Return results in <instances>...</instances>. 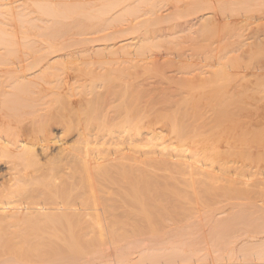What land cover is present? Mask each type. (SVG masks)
Listing matches in <instances>:
<instances>
[{
  "label": "bare ground",
  "instance_id": "bare-ground-1",
  "mask_svg": "<svg viewBox=\"0 0 264 264\" xmlns=\"http://www.w3.org/2000/svg\"><path fill=\"white\" fill-rule=\"evenodd\" d=\"M7 1L0 0L4 8L0 18L6 20L0 21V157L8 159L9 171L13 172L0 182V226L5 224L9 230V225L32 228L29 237L23 236L28 229H19L26 232L20 236L27 240L43 239V232L53 235L55 231L47 232L46 226L53 229L61 225V239H72L76 225L85 224L82 230L94 232L91 221L100 226L103 219L114 239L170 240L184 238L185 234L189 239L207 223L206 217L211 221L215 216L214 212L213 218L201 217L197 201L199 205L208 203L201 206L204 209L213 207L217 203L213 204L211 194L220 186L230 185L237 194L253 188L263 192L264 0H40L30 5V0L20 5ZM134 33L131 40L139 44L133 54L125 51L126 45L121 42L122 37ZM172 36L178 37H173L175 43L168 40L170 46L155 42ZM130 54L132 58H128ZM149 65L152 72L143 67ZM141 66L146 72L140 75L136 69ZM57 127L64 139L73 137L74 144L59 149V156L57 151L56 159L65 162L59 169L60 176L45 178L41 165L42 169L36 170L44 178L37 179L39 172L34 169L35 174L31 168L40 167L41 158L47 165L44 161L50 158L51 144L57 143L52 134ZM166 133L177 143L174 149L158 148L162 145L156 141ZM141 141L150 146L141 155L135 151L127 154L119 147ZM245 162L249 165L247 174L233 171L238 177H232L229 168L242 171L239 163ZM93 174H100V179L94 176L100 180L98 188L93 187ZM119 175L127 180L124 185L115 183ZM182 186L192 190L196 204L186 201V195L179 196L175 189H186ZM94 188L108 194L103 197L101 193L99 197L103 198L97 199ZM139 190L150 191L148 198ZM259 201L249 202L247 210L260 213L264 220V199ZM240 203L231 201L224 206L247 208L245 202ZM247 221L251 225L256 222L250 218ZM232 222L223 224L231 227ZM33 228L38 230L36 234ZM82 230L85 236L87 231ZM220 234L214 235L223 238ZM6 235L10 233L2 232L0 239L6 241ZM10 242L8 247L2 244L9 257L2 264L10 260L15 264H54L57 259L51 254L53 247L20 243L19 249H13ZM169 242L166 244L172 246ZM158 249L156 254L160 253ZM4 250L0 251L3 257ZM172 251L168 249L174 261L176 247ZM71 252L72 258L79 256ZM88 261L81 263L90 264Z\"/></svg>",
  "mask_w": 264,
  "mask_h": 264
},
{
  "label": "rangeland",
  "instance_id": "rangeland-1",
  "mask_svg": "<svg viewBox=\"0 0 264 264\" xmlns=\"http://www.w3.org/2000/svg\"><path fill=\"white\" fill-rule=\"evenodd\" d=\"M13 1H17L18 3L16 4V5H20V4H23L22 3V1L23 0H10V1H7V3H9V4H11V2H13ZM40 0H30V2H29V4H27V5H30V4H32V3H36V2H39ZM26 3V2H25ZM8 4V5H9ZM16 5H14V6H16ZM13 6V5H12ZM8 7L9 6H7V9H8ZM1 8V10L0 11H2L4 8H2V7H0ZM8 18V17H7ZM0 19H3L2 17L0 18ZM18 20V19H17ZM1 22L3 21V22H5L6 20L5 19H3V20H0ZM1 22H0V27H2L3 26V24H1ZM16 23L19 25V22H17L16 21ZM2 25V26H1ZM8 26H6V29L7 30H9L10 31V29L11 28H7ZM11 27V26H10ZM13 28V27H12ZM125 35V34H124ZM133 36H136V33H134L133 35H129V36H124V37H122V40H124V41H122L121 42V44H124V45H126L125 46V48H124V50L125 51H127V52H132L133 54L135 53V50H136V47L138 46V44L139 43H136V41H132L131 40V38L133 37ZM180 36H183V35H180ZM173 37L174 36H172L171 38H172V40H171V38L169 37H167V39H163V38H158V39H156V41L155 42H160L161 44H163V45H165V46H170L171 44H169L171 41H173L174 43L176 42V40L175 39H173ZM176 37H178V36H175L174 38H176ZM170 39V42L168 41ZM167 40V41H166ZM175 40V41H174ZM168 42V43H167ZM141 43V42H140ZM216 45H212V47L211 48H214ZM105 52H107V51H105ZM119 54H122V53H120V52H118V55ZM133 54H130L129 56H128V58H132L133 57ZM143 67H149V69L148 70H150V72H152V66L151 65H149V66H143ZM143 67L141 66V67H139V68H137L136 69V72H138L140 75L141 74H143L144 72H146L144 69H143ZM147 70V71H148ZM52 134L55 136V140H57L56 142L58 143H55V141H54V143H52L51 144V148L49 149V151H50V154H49V151H48V156H50V161H51V163H53V164H51L50 163V161H49V163H48V160H46V161H44L45 163H47V165H45L44 163H42L43 162V158H41V161H40V167H38L37 165H35L34 167H32L31 168V171L33 172V173H35L36 174V172H34V169L36 170L37 168L38 169H40L41 167H43V166H41V165H44V167H43V173L45 174V178H47L48 177V179H50L51 177H53L54 178V176H60L61 174H59V169H62L63 168V166H64V160H58V159H56V157H58L59 156V154H60V151H58L59 149H61L62 147H69V146H72L73 144H74V138L73 137H69V138H65L64 139V137H62L61 135V128L60 127H57V128H54L53 130H52ZM59 135V136H58ZM169 135H171V134H169L168 133V135H167V133L166 134H163L161 137H160V140H157L156 141V143L157 142H159L162 146H159L158 148L159 149H168V150H171V149H174L175 148V146L177 145V143H175L173 140H170V138H171V136H169ZM64 136V135H63ZM58 138H60V139H62V140H60V139H58ZM67 139V140H66ZM65 141V142H60V141ZM72 141V142H71ZM171 142V143H170ZM158 143V144H159ZM145 144L146 143H143V141H141V142H138V143H134L133 144V146H129L128 144H126L125 143V147H123V145L122 144H120L119 145V147L120 148H122L124 151L123 152H125V153H131V151H132V153L135 151V152H138V154H143L142 153V151L143 152H146L149 148L148 147H150L149 145H146L145 146ZM61 145H63V146H61ZM108 147L109 145H104V146H102V147ZM170 146H172V147H170ZM106 147V148H107ZM110 147V146H109ZM129 147V148H128ZM132 147H133V150H132ZM169 147V148H168ZM177 147V146H176ZM138 150V151H137ZM57 151H58V156H57ZM127 151V152H126ZM140 151V152H139ZM54 153L56 154V155H54ZM137 154V155H138ZM140 154V155H141ZM55 156V158H53ZM53 158V159H52ZM59 158V157H58ZM195 158H197V157H194V159ZM54 159H56V162H55V160ZM7 158L6 157H0V182H1V180H7V177H9V176H7V174L9 175V172H13V171H9V167L8 166H10V164L9 163H7ZM53 160V161H52ZM50 164V165H49ZM55 164V165H54ZM58 164V165H57ZM241 165L242 164V166H241V169H242V171H239L240 170V168H238L239 166L238 165ZM239 164H236L235 165V167H237L238 169H235V168H233L231 165L232 164H229L231 167H232V169H231V167L229 168L230 169V171H231V173H233V171H234V173H236L237 174V172H240V173H242V175H243V173H244V171H246L244 174H247V170H249V165H247V163L245 162V163H239ZM244 164V165H243ZM246 165V167H244ZM8 167V168H7ZM55 167V168H54ZM60 167V168H59ZM42 169V168H41ZM44 169H46V170H44ZM8 170V171H7ZM51 170V171H50ZM235 170H237V171H235ZM37 171V173L39 172V174H37V179H41V178H44V176L42 177L41 175L43 174L42 172V174L40 173V170L38 171V170H36ZM42 171V170H41ZM47 171V172H46ZM49 172H50V174H49ZM233 173V176L232 177H234V174ZM240 173H238V175H240ZM49 174V175H48ZM217 174H219V176H223V175H220V174H223V173H220V172H218ZM46 175H47V177H46ZM51 175V176H50ZM96 176H97V174H95ZM94 174H93V177L95 176ZM5 176V177H4ZM39 176V177H38ZM98 176H100V174L98 175ZM97 176V178H99ZM121 175H119V177L118 176H116V177H118V180H117V178H115V183H120V185H124V183H126L127 182V180L126 179H124V177L122 176V177H120ZM235 176H237V175H235ZM238 177V176H237ZM240 177H241V175H240ZM53 178H51V179H53ZM94 178H96V177H94ZM97 178H96V181L95 180H92L93 182H92V184L94 185L93 187H95V188H98V182L100 181H98L97 180ZM120 178H122V180L120 181ZM221 178L222 177H220V181H221ZM33 179L35 180L36 178H34L33 177ZM47 179V180H48ZM91 179H93V178H91ZM100 179V178H99ZM223 179V178H222ZM44 181H47V180H45V179H43ZM117 180V181H116ZM219 180V179H218ZM39 181H42V180H39ZM44 181H42V182H44ZM98 181V182H97ZM126 181V182H125ZM224 181V180H223ZM223 181H221V182H223ZM90 182H91V180L89 181V184H90ZM97 182V183H96ZM221 182H220V184H221ZM33 183H34V181H33ZM38 183H40V182H38ZM96 183V184H95ZM114 183V186H118V184H115ZM216 183V184H215ZM217 183H218V181L216 182V180H215V182H213V184L214 185H216L217 186ZM86 184V183H85ZM219 185V184H218ZM113 186V185H112ZM227 186L229 187V188H227ZM182 187H184V186H182ZM93 189V192H94V194H96V197H97V195H98V197H97V199H99L100 197H99V195L101 194V193H103V197H104V194L105 195H107L108 194V191H107V193L105 192H103L102 190H101V193H100V190H97V189ZM184 188H186V189H182V190H180L179 191V188L178 189H175V190H177L178 191V194H179V196H182V197H184L185 195L187 196V200H186V198H185V200L186 201H190V202H195V195L193 196L192 195V190H190V188L189 187H187V186H185ZM161 189H163V187H161ZM221 189V190H220ZM255 188H253V191L251 190V191H249V192H245L244 194H241V193H239V194H237L238 192H236V190H234L233 188H230V185H225V186H220L218 189H216L215 191H214V193H212L211 194V198H212V201L214 200V203L213 204H215V203H217L216 205H213V207H211L212 205H210L211 203H212V201H211V203L209 202V205H210V208H205L204 209V207L202 208L201 206H203L204 204L207 206V204L208 203H203L202 201V203H203V205H199V203L198 202H200V201H197V206H200V210H202V211H204V212H202V211H200L199 213V215H201V217H205V216H211L212 218H213V216H214V218H213V220H211V221H209L208 220V218L206 217V219H207V223L206 224H204L203 225V227H202V229H200V232L198 231V234L196 233V235H192V236H190L191 238H187V236H186V234H185V237L183 238L182 236L179 238V239H161V240H159V239H139L138 240V238H116V239H114V238H111L110 237V231L111 230H108V226L104 223V221H103V219H102V221H103V223H104V225L102 224V221L100 220V226L98 225V224H96V223H94V224H96L95 226H99V227H101L102 226V228H99V229H97L95 226H94V224H93V222L91 221V230H93L94 232H89V231H87L86 230V228H85V231H87V233L84 231V229L82 230V227H84L85 226V224H81V225H76V227H77V229H76V227H75V229H76V231H75V233H74V236H73V238L71 239V238H69L68 237V239L66 238V239H61V234H60V232L61 231H59V230H61V225H56L57 227H55V228H53V229H55V230H53L52 229V226H46L47 227V229H48V227H49V229H48V231H47V229L45 230V231H47V232H51V234L53 233V235H54V237H53V235H50V234H46L45 232H43L42 230H44L45 229V227H43V228H40V230H41V232H43V234H44V236H43V234H41V236L43 237V239H22L23 237H21L20 236V234H23V233H26L27 232V234H23V236H27V237H29L30 236V234H28L29 232L31 233V229L32 228H30V229H28L27 227H24L23 225H22V227H21V225H20V228H19V225L18 226H15V228L16 229H18V230H16L15 228H13L11 225H9L10 227H11V230H12V228H13V230L11 231V230H9L10 228L9 227H4L5 226V224H4V226L3 225H1L0 226V228L1 227H4L3 229L4 230H9V231H7L6 230V232L4 231V230H2V229H0V230H2V231H0V234L2 233V232H4V234L5 233H7V234H9L10 233V235H12L11 237H10V235H6V237H7V239H6V241H5V239H0V251L3 249H5L6 247H8V245H6V244H9V242L11 241L12 243H13V246H9V248H16L17 246V248L19 249L20 248V246H22V245H19L20 243H25V244H27V243H30L29 245L31 246H37L36 248H39V246L38 245H40V247L41 246H44V245H46V246H49V247H53V249H54V252L52 251V253L51 254H54V255H56L55 257L57 258H54L53 257V255H48V256H51L52 258H54V259H52V260H55L56 259V261H55V263L54 264H60V262H61V264L63 263V261H64V263L63 264H67V263H69V264H73L74 262L76 263V264H79V263H81L82 261H88V259L90 258V259H93V260H91L94 264H120V262H121V264H124V262H125V264H264V259H261L262 257L264 258V227L262 228V225L264 226V220L263 219H261V217L259 216V215H261L260 213H256V212H254V214L252 213V212H250L249 210V205H247V204H249V202H251V203H253L255 200L258 202L259 200H261V198L262 199H264L263 197H264V189H263V192L262 191H259V189L257 190L256 189V191H259V193H261V194H259L258 192V194H256V191L254 190ZM97 190V192H99L98 194H97V192H95ZM174 190V192H176ZM185 190V191H184ZM249 190V189H248ZM89 191V190H88ZM109 191H111V190H109ZM143 191H144V193H143ZM182 191V192H181ZM212 191V190H211ZM254 191H255V193H254ZM139 192H140V194L142 195V196H144V197H147L148 196V194L147 193H150V191H145V190H139ZM244 191H242V193H243ZM188 193V194H187ZM236 193V194H235ZM90 194V193H89ZM202 196H204V194L203 193H200ZM217 194V195H216ZM235 194V195H234ZM139 196V197H142V196ZM200 195V196H201ZM218 195H219V197H218ZM225 195V196H224ZM240 196V197H237V196ZM252 195V196H251ZM255 195V196H254ZM236 196V197H235ZM103 197H101V198H103ZM107 197V196H106ZM181 197V198H182ZM194 197V198H193ZM222 197V198H221ZM252 197H254V198H256L255 200H254V198H252ZM100 198V199H101ZM148 198V197H147ZM190 198V199H189ZM230 198V199H229ZM236 198V199H235ZM258 198V199H257ZM210 199V198H209ZM209 199H208V201H209ZM245 199V200H244ZM211 200V199H210ZM236 201V202H240V200H241V203L242 204H244L245 205V203H246V205L245 206H247V208L246 207H242V206H240V204H239V206H240V208L238 207L237 208V206L236 205H234V206H236V207H234V208H232V206L233 205H229V206H227V207H225L224 205L226 204V205H228L227 203H229L230 204V202L232 201V202H234V201ZM243 200V201H242ZM251 200V201H250ZM225 201V202H224ZM243 202H245V203H243ZM263 203H264V201H262ZM202 203H200V204H202ZM224 203V204H223ZM259 203H260V201H259ZM195 204H196V202H195ZM232 204V203H231ZM234 204H236V203H234ZM208 205V206H209ZM221 205V206H220ZM218 206V207H217ZM216 207H217V209H216ZM243 209H242V208ZM211 208H213V209H211ZM215 208V209H214ZM224 208V209H223ZM245 208H246V210H245ZM206 209H207V211H209V213L206 211ZM209 209H211V210H209ZM229 209V210H228ZM233 209V210H232ZM247 209H249V210H247ZM217 210V211H216ZM220 210V211H219ZM222 210H224V211H222ZM227 210V211H226ZM238 210V211H237ZM231 211V212H230ZM245 211V212H244ZM248 211V212H247ZM215 212V213H214ZM219 212V213H218ZM240 212H241V215H240ZM213 213H214V215H213ZM222 213V214H221ZM237 213V214H236ZM239 213V214H238ZM249 213H251V214H249ZM207 214V215H206ZM220 215V216H217V215ZM230 214V215H229ZM236 214V215H235ZM244 214H246V215H244ZM253 214V215H252ZM203 215H205V216H203ZM225 215V216H224ZM232 215V216H231ZM235 215V216H234ZM250 215H251V217H250ZM100 216H101V214H100ZM228 217V218H227ZM231 217H232V219H231ZM234 217V218H233ZM238 217V218H237ZM239 217L242 219L243 218V220H239V221H237L238 219H239ZM256 217V218H255ZM259 217H260V219H259ZM101 218H102V216H101ZM223 218V219H222ZM255 219L256 220V222L254 223L253 222V224L251 225V223L252 222H250V223H248V221L246 222V220H248V219ZM231 221H237V223L235 222H232V223H234V224H232L231 225V227H229V226H224V224L226 225L227 224V221H228V224H229V220ZM234 219V220H233ZM258 219V220H257ZM221 220V221H220ZM227 220V221H226ZM262 220V221H261ZM245 222V224H243L244 222ZM202 222H204V221H202ZM223 222H224V224H223ZM216 223V224H215ZM219 223V224H218ZM231 223V222H230ZM240 225H239V224ZM246 223H247V226H245L246 225ZM93 224V225H92ZM214 224V225H213ZM238 226H241V227H236V225ZM255 224H256V226H255ZM259 224V225H258ZM82 225H84V226H82ZM87 225V224H86ZM89 225V224H88ZM209 225H210V227H209ZM235 225V226H234ZM257 225H258V228H257ZM261 225V226H260ZM82 226V227H81ZM97 226V227H98ZM107 226V227H106ZM219 226V227H218ZM223 226V227H222ZM234 226V227H233ZM244 226V227H243ZM254 228H253V227ZM81 227V228H80ZM104 227V228H103ZM213 227H216V228H213ZM6 228V229H5ZM9 228V229H8ZM26 228V229H25ZM50 228H51V230H50ZM57 228H60V229H57ZM80 228V229H79ZM90 228V225H89V227L87 228L88 230H90L89 229ZM93 228V229H92ZM221 228H223L222 230H224V232L223 231H220L221 230ZM226 228V229H225ZM231 230H230V229ZM234 228V229H233ZM243 228V229H242ZM16 231H18V232H15V230ZM19 229H23L24 231L25 230H27L26 232H24L23 230H21L22 231V233H21V231L19 230ZM81 231H83V232H85V236H84V234L82 235L81 233L82 232H80L79 230ZM103 229H105V234L104 233H102L101 232V230L103 231ZM107 229V230H106ZM211 229V230H210ZM212 229H214L213 231H212ZM261 229V230H260ZM30 230V231H29ZM50 230V231H49ZM57 230H58V233H59V235H57V237L55 236L56 234H58L57 233ZM97 230H98V232H97ZM100 230V231H99ZM228 232V233H225L226 231ZM257 230V231H256ZM259 230V231H258ZM29 231V232H28ZM33 231L35 232L34 234H36V232H38V230L37 231H35V228H33ZM53 231V232H52ZM108 231V232H107ZM204 231V232H203ZM209 231V232H208ZM231 231V232H230ZM241 231H242V233H241ZM9 232V233H8ZM12 232V233H11ZM14 232H15V234L16 233H19V234H16L17 235V237H16V235L14 234ZM78 232V233H77ZM80 232V233H79ZM101 232V235L99 234V236H98V233H100ZM218 233V234H220V233H222L223 232V234L221 235V236H223V238L222 237H220V236H216V235H214L215 233ZM220 232V233H219ZM258 232H259V234H258ZM262 232V233H261ZM186 233H187V231H186ZM207 233V234H206ZM225 233V234H224ZM233 233V234H232ZM13 234H14V236H13ZM31 234H33V232L31 233ZM78 234H80L81 235V237L78 235ZM103 234L105 235V236H103ZM203 234H204V236H203ZM227 234V236H225ZM230 234H232V235H230ZM49 235V236H48ZM75 235H78V236H76L75 237ZM209 235V236H208ZM86 236H87V238H86ZM92 236V237H91ZM201 236V237H200ZM224 236H225V238H224ZM233 238H232V237ZM8 237H10V239H8ZM21 238V239H19V238ZM24 237V238H25ZM48 237H50L49 239H47ZM83 237V238H82ZM94 237V238H93ZM103 237V238H102ZM107 237V238H106ZM110 237V238H109ZM209 237V238H208ZM13 238V239H12ZM15 238H18V239H15ZM54 238V239H53ZM57 238H59V239H57ZM80 238H82V239H80ZM181 238H183L182 240H181ZM186 238V239H185ZM194 238V239H193ZM201 238V239H200ZM204 238V239H203ZM206 238V239H205ZM232 238V239H231ZM120 240V241H122L123 243H121L120 241H118V240ZM123 239H127L126 241L125 240H123ZM215 239H218V240H215ZM221 239H223L224 241H221ZM234 239V240H233ZM10 240V241H9ZM19 240H20V242H19ZM23 240V241H22ZM56 240V241H55ZM129 240V241H128ZM135 240V241H134ZM141 240V242L143 243V241H145V242H147V243H151V245L150 244H147V243H143V248L141 247L142 246V243L140 242V243H138L139 241ZM149 240H151V241H149ZM157 240V241H156ZM166 240V242L164 243V241ZM187 240V241H186ZM230 240V241H229ZM8 241V242H7ZM26 241V242H25ZM36 241H37V243H36ZM81 241V242H80ZM95 241V242H94ZM103 241V242H102ZM161 241H163V243L161 242ZM169 241H172V242H174V241H176V242H174V243H172L171 242V244H172V246L171 245H169V244H166V243H170ZM178 241V242H177ZM186 241V242H185ZM218 241V242H217ZM3 242V243H2ZM5 242V243H4ZM11 242H10V245H12L11 244ZM15 242H16V244L18 243V245H16L15 246ZM57 242V243H56ZM61 242V243H60ZM64 242V243H63ZM118 242V243H117ZM120 242V243H119ZM127 242H128V244H127ZM130 242V243H129ZM152 242H154V244L152 243ZM155 242H156V245H155ZM157 242H161V243H158L157 244ZM181 242V243H180ZM183 242H185V243H183ZM195 244H194V243ZM217 242V243H216ZM263 242V243H262ZM35 243H36V245H35ZM83 243H84V246H83ZM111 243H113V245L111 244ZM127 244L126 246L124 245H122V244ZM179 243V244H178ZM192 243V244H191ZM214 243V244H213ZM243 243L245 244V245H243ZM260 243V244H259ZM262 243V244H261ZM5 244L6 245V247L5 248H3L2 246ZM38 244V245H37ZM55 244V245H54ZM62 244V245H61ZM94 244V245H93ZM116 244V245H115ZM133 246V248L131 249V245ZM137 244V245H136ZM141 244V245H140ZM144 244H147V245H144ZM216 244V246H214ZM230 244V245H229ZM258 244H259V246H258ZM58 245V246H57ZM64 245V246H63ZM90 245V246H89ZM93 245V246H92ZM101 245H102V247H101ZM119 245H121L122 247L121 248H119L120 246ZM140 246V248H142V249H140L139 248V246ZM180 245V246H179ZM221 245V249H220V246ZM250 245H251V248H250ZM262 245V246H261ZM15 246V247H14ZM69 246V247H68ZM131 246V247H130ZM146 246V247H145ZM159 246V247H158ZM164 246V247H163ZM171 246V247H170ZM230 246V247H229ZM233 248H232V247ZM35 247L33 248L32 247V249H35ZM60 247V248H59ZM71 247H73V250H72V248ZM91 247V248H90ZM100 247V248H99ZM106 247V248H105ZM123 247H124V249H123ZM125 247H126V249H125ZM130 247V249H128ZM135 247H136V249H135ZM154 247H155V249H154ZM167 247V248H166ZM170 247V248H169ZM175 247H176V251H177V253L176 252H174L175 251ZM178 247V248H177ZM196 247V248H195ZM216 247V248H215ZM219 247V248H218ZM229 247V248H228ZM2 248V249H1ZM16 248V249H17ZM66 248H68V250L66 249ZM69 248H71V250H72V252H71V250L69 249ZM80 248V249H79ZM97 248V249H96ZM119 248V249H118ZM157 248H159L158 250H159V252L160 253H155V251L156 252H158L156 249ZM161 248V249H160ZM163 248H165V249H163ZM218 248V249H217ZM227 248V249H226ZM245 248H247V250L245 249ZM62 249V250H61ZM64 249V250H63ZM66 249V250H65ZM85 249V250H84ZM102 249V250H101ZM123 249V252H121V250ZM149 249V250H148ZM168 249H169V252L170 251H172L173 249H174V251H172V253L174 252L176 255L178 254V256L177 257H174L175 259H174V261H173V256H171L172 257V262H171V257H170V255H171V253H170V255H169V253H168ZM171 249V250H170ZM190 249V250H189ZM214 249V250H213ZM223 249H225V250H223ZM251 249H252V251H251ZM253 249H255V251L253 250ZM6 250V249H5ZM4 250V251H5ZM12 250V249H11ZM69 250H70V252H71V254H73L74 253V256H76V254L77 255H79L78 257H80V258H78L77 256L74 258H72L71 256H73V255H70V252H69ZM76 250L78 251L77 253H76ZM165 250H167V251H165ZM183 250V251H182ZM198 250V251H197ZM206 250V251H205ZM216 250H219L220 252H218V251H216ZM222 250V251H221ZM123 253V255L125 256L126 255V257H124L121 253ZM141 251V252H140ZM194 251H196V253L194 252ZM203 251V252H202ZM225 251H226V253H225ZM231 251L233 252V253H231ZM242 251V252H241ZM243 251H244V253H248V256H246V255H244L243 254ZM65 252H66V254H65ZM68 252V253H67ZM99 252V253H98ZM103 252V253H102ZM124 252H126V253H124ZM127 252L128 253H130V254H127ZM138 252V253H137ZM151 252V253H150ZM166 252V253H165ZM198 252V253H197ZM206 254H205V253ZM223 252H224V254H223ZM228 252H230V253H228ZM249 252H251V253H249ZM262 252V253H261ZM6 254H5V256L3 257V256H1L0 255V264H2L1 263V261L3 260L4 262H5V258L6 257H8V255H7V250H6V252H5ZM18 253H19V251H18ZM59 255H58V254ZM80 253V254H79ZM92 253V254H91ZM97 253V254H96ZM101 253V254H100ZM119 253V254H118ZM135 253V254H134ZM154 253V254H153ZM166 255H165V254ZM167 253H168V255H167ZM214 253V254H213ZM238 253V254H237ZM255 253V254H254ZM34 254V253H33ZM87 254V255H86ZM160 256H159V255ZM163 254V255H162ZM182 254V255H181ZM220 254V255H219ZM228 254H231V255H228ZM61 255L62 256H64V257H61ZM68 255H70L69 257H67ZM92 255V256H91ZM96 255H98V256H96ZM109 255V256H108ZM152 255V257H150ZM174 255V254H173ZM191 255V256H190ZM251 255V256H250ZM20 256V255H19ZM19 256H18V254H17V258H19ZM32 256H34V255H31V257ZM47 256V259L48 258H50L51 259V257H48ZM83 256V257H82ZM95 256V257H94ZM102 256V257H101ZM118 256V257H117ZM120 256H122V257H124V259H122V257H120ZM127 256H128V258H127ZM154 256V257H153ZM156 256V257H155ZM175 256V255H174ZM181 258H180V257ZM185 256V257H184ZM203 256V257H202ZM255 256V257H254ZM30 257V256H29ZM61 257V258H60ZM66 257V258H65ZM93 257V258H92ZM108 257V258H107ZM112 257V258H111ZM121 259H120V258ZM144 257V258H143ZM3 258V259H2ZM9 258V257H8ZM20 258H21V256H20ZM69 258H71L72 259V261H71V259H69ZM88 258V259H87ZM147 258V259H146ZM154 258H156V260L154 259ZM160 258H162V259H160ZM170 258V259H169ZM183 258V259H182ZM199 258H201V259H199ZM5 259V260H4ZM46 259V260H47ZM50 259H48L49 261H50ZM59 259V260H58ZM66 259V260H65ZM69 259V260H68ZM79 259V260H78ZM82 259V260H81ZM89 259V260H90ZM96 259H98V260H96ZM107 259V260H106ZM110 259H111V261H110ZM120 259V260H119ZM158 259H159V261H158ZM167 261H166V260ZM182 259V260H181ZM189 259V260H188ZM203 259V260H202ZM244 259H246V260H244ZM8 260V259H7ZM74 260V261H73ZM96 260V261H95ZM123 260V261H122ZM145 260V261H144ZM147 260V261H146ZM149 260V261H148ZM263 260V261H262ZM11 261V262H10ZM10 261H6V263L7 264H9V262L10 263H12L13 261L12 260H10ZM57 261H58V263H57ZM70 261V262H69ZM80 261V262H79ZM110 261V262H109ZM151 261H153V262H151ZM169 261V262H168ZM178 261V262H177ZM189 261V262H188ZM204 261V262H203ZM219 261V262H218ZM3 262V264H5ZM52 262H54V261H52ZM78 262V263H77ZM89 263H90V261H88ZM113 262V263H112ZM123 262V263H122ZM201 262H203V263H201ZM217 262V263H216ZM35 263H37V262H35ZM74 263V264H75ZM93 263H90V264H93ZM12 264H15V263H12ZM82 264V263H81Z\"/></svg>",
  "mask_w": 264,
  "mask_h": 264
}]
</instances>
